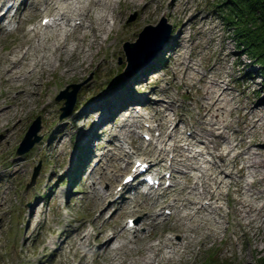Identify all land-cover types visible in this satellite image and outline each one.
<instances>
[{"label": "rangeland", "instance_id": "1", "mask_svg": "<svg viewBox=\"0 0 264 264\" xmlns=\"http://www.w3.org/2000/svg\"><path fill=\"white\" fill-rule=\"evenodd\" d=\"M154 1L144 0L128 5L122 1L118 6V31H114V34H123L128 29L130 33H136L134 37L121 39L112 33L99 49H92V56L87 57L86 66L69 77L62 75L63 70L72 64L75 57L62 53L58 62L59 55L55 56V64L60 63L61 66L52 72L47 71L42 76V85L37 87V94L26 98L28 104L24 108L23 119L19 118L22 105L13 108L7 115L6 128H0V264H109L106 258L93 252L86 257V263H79L75 247L80 240L74 235V229L80 227L83 232L89 231L95 246L96 230L107 224L108 234L120 230L131 216L126 211L133 210L135 204L139 205L147 200L142 195L132 196L134 201L123 209H119L120 204L115 207L106 206L107 202L98 205L94 187L98 184L99 187L108 189L116 170L137 157L152 162L155 154L154 149L151 150V139L147 140L142 134L148 131V125L154 126L159 120L155 110L150 111L146 106L142 113L145 116L153 115L155 122L152 121V124L148 118L136 115L133 109L125 111L120 105L127 104V101H142L151 106H155L156 102L173 104L177 114L185 119L187 132L196 136L198 146L202 141H207L212 149L216 142L198 119L200 109L196 101L204 82L199 80L197 74L207 73L212 76L210 70L214 67L217 74L229 83V87H234L231 90L235 96L231 104L233 107L236 106L237 99L249 108L264 103V76L258 67L250 64V59L244 55L243 50L236 47L231 30L223 24L221 16L211 5L217 0H175L174 5H169L170 0H159L158 5ZM147 2L148 11L145 10ZM35 11L36 7L31 6L14 18L12 31H0V49L3 53L12 47L13 39L20 35L16 31L18 25L23 24L28 28L41 23L44 13L37 14ZM147 15H150V19L146 20ZM194 15H197L196 23L192 28L189 19ZM131 16L135 18L129 21ZM162 18L170 26L169 41L163 48L172 46L179 29L185 25V39L178 41V45H181L182 56L191 55L192 69L185 71L189 74L187 84L182 83L179 56L177 53H170V50L164 51L163 48L136 74L127 78L123 75L126 65L124 43L135 42L145 26H155ZM202 19L207 21L202 23ZM152 72L160 79L152 77ZM175 72L178 73L177 77ZM44 80L49 81L43 83ZM70 84L82 85L77 90L71 114L61 118L64 100L57 101L56 97ZM222 85L226 88V84ZM259 89L261 90L258 91ZM2 90L5 88L0 85V93ZM17 94L18 92H12L8 97L1 96L0 102L8 103ZM262 110L264 112V107ZM104 114L109 117L102 118ZM238 115L235 110L224 113V119L233 124L226 135L234 143L240 142L244 136L239 132ZM38 117L41 120L40 129L32 137V140L38 137V142L24 154L18 155L16 150L20 142ZM127 123L130 127L123 128V124ZM181 124L180 128H184V123ZM11 127H15L14 134L7 139L5 132ZM116 134L117 138L124 141L122 152L113 148L114 143H118L114 137ZM159 135V130L149 133L151 138H158ZM130 139L134 140L132 145L128 143ZM245 139L247 142L250 139L256 140L258 144L253 149L262 151L264 160V123L257 133L250 134ZM84 150L89 152L84 164L86 167L80 168L81 171L74 180L83 189L73 193L76 186L74 184L72 187L74 171ZM104 152L113 154L114 161L110 162L103 156L102 160L92 162L98 160L94 153L99 155ZM164 164L167 165L168 162L164 161L159 165L163 167ZM241 165L242 163L234 168L235 173ZM94 166L95 169H91ZM36 168H39L38 175L32 180ZM131 168L132 165L128 164V170L119 173V178L112 183V187L115 186L118 190L123 176ZM174 169L175 172L182 170L179 165H174ZM259 171L264 177V162ZM247 172L245 182H250L252 177ZM102 174L106 175L100 179ZM176 181L182 182V179L178 178ZM235 189L233 186L232 192ZM251 189L254 192L263 191L254 204L262 207L258 223L261 234H264V182L254 184ZM223 191L224 194L227 193L226 188ZM128 195L131 197L130 192ZM236 195L234 192L232 196ZM166 197L171 198L170 195ZM70 204L80 208L84 215L77 217L74 209L67 208ZM222 205L230 215L229 218H220L219 236L208 240L205 246L200 243V238H195L196 254L189 257L186 264H208L205 263L208 261L209 264H243L245 261L247 264H259V260L264 259V242L258 237L244 235V230L238 228L231 213L232 201L223 200ZM103 208L106 210L97 220ZM154 210L164 212V208L157 206ZM112 212L114 214L107 219ZM141 218L140 215L133 217L140 226ZM165 218H158L160 224L150 228L149 234L155 237L161 234L171 235L164 225ZM170 223L172 222H168ZM174 237L176 241L181 239L179 234Z\"/></svg>", "mask_w": 264, "mask_h": 264}, {"label": "bare ground", "instance_id": "2", "mask_svg": "<svg viewBox=\"0 0 264 264\" xmlns=\"http://www.w3.org/2000/svg\"><path fill=\"white\" fill-rule=\"evenodd\" d=\"M1 1L7 6L9 0ZM122 1L128 5L144 0H21L17 2L15 0L19 9L23 5L24 9L34 6L37 10L35 13H46L43 17L49 18V22L46 25L40 23L28 28L23 24L18 25L17 31L20 35L13 39L12 47L4 53L0 49V85L5 88L1 91L0 97H8L12 92H18L10 102L5 104L0 102V128H6L7 115L20 105L22 109L19 118L23 119V111L28 104L26 98L37 94V87L39 84L42 85V76L47 71L52 72L61 66L60 63L55 64L57 60L55 56L59 55L58 62L62 53L75 57L72 64L63 70L62 75L66 77L76 75L86 66L87 57L92 56V49H99L114 31H118L117 25L120 19L118 6ZM154 3L158 5L159 0H155ZM174 4L175 0H170L169 5ZM39 6L44 7V11L38 10ZM145 6V10L148 11V2ZM11 8L8 7L0 12V31L9 30V25L13 22L14 16L11 18L8 16ZM196 16L189 19L192 28L196 23ZM145 19H150V15ZM203 19L200 22L207 21ZM184 28L185 25L179 29L172 46L170 45L171 48L170 46L162 48L164 51L166 49L170 50V53H177L180 59L178 63L182 65V83L187 84L189 74L185 71L192 69L191 55L182 56L181 45H178V41L185 39ZM135 35L136 33H130L128 29L123 34L117 32L114 34L116 38L121 39L132 38ZM214 69L213 67L210 70L212 76L207 73L197 74L204 85L196 101L200 109L198 119L216 142L212 149L207 141H202L198 146L196 136L187 134L185 119L177 114L172 107L173 104L164 105L156 102L155 106H151L146 103L150 109L155 110L159 119L158 128L161 130L160 138L157 139L160 146L155 144L153 146L154 159L160 164L166 160L168 153L172 152L173 164L184 169L174 172V177L181 178L182 182L173 183L161 194L148 193L147 200L127 213L142 216L141 226L150 231V228L160 224L158 218L162 214L154 210V207L172 209V213L164 222L172 234H161L157 237L149 233L139 235L136 225L131 230L127 227V223L120 230L108 234L107 224L106 227L96 230L97 245L94 246L89 231L83 232L80 227L75 228L74 235L80 240L75 247L79 263H86V257L93 252L99 257L106 258L109 264H176L177 262L186 264L189 257L196 254L195 238H200V243L205 246L208 240H214L219 236L220 218L223 216L229 218L230 215L224 211L223 200L233 202L231 213L238 228L244 230V235L258 237L264 242V234H261L258 223L262 207L254 204L263 191L254 192L251 189L254 184L264 182V177L259 171V168L263 167V153L253 149L258 144L256 140L250 139L247 142L245 139L248 135L257 133L260 125L264 123L262 110L264 103L249 108L237 99L238 102H235L236 106L233 107L231 104L235 96L232 95L231 90L234 87H229V83H226ZM150 75L157 76L153 72ZM177 75L178 73L175 72L176 77ZM157 79L160 78L157 76ZM48 81L44 80L43 83ZM222 84H226V88ZM233 110L239 114V132L244 134L237 143L226 135L233 124L224 119V113H232ZM105 117L109 116L104 114L102 118ZM181 122L184 123V128H180ZM129 127V123L123 124V128ZM14 130L15 127L8 128L5 137L11 138ZM130 143L133 144L134 140L132 139ZM115 149L123 150L120 146ZM104 155L110 162L114 161L113 154L104 153ZM208 155L218 161L208 160ZM240 163L242 165L235 173L234 168ZM125 169L127 166L116 170L107 190L94 187L96 204L100 205L107 199L110 200V205L120 204L122 208L129 204L126 200L127 195L123 192H115L112 187V183L118 180L119 173ZM246 172L252 177L250 182H245ZM105 175H100V179ZM233 186L236 189L232 192ZM223 188L227 189L226 194ZM234 192L237 194L235 197L232 196ZM166 194H170L171 198H166ZM102 215L103 211L97 220ZM170 221L172 223L168 224ZM95 223L96 221L94 225ZM130 234L132 237H129ZM177 234L181 236L178 241L174 237ZM247 263L245 261L243 264Z\"/></svg>", "mask_w": 264, "mask_h": 264}, {"label": "trees", "instance_id": "3", "mask_svg": "<svg viewBox=\"0 0 264 264\" xmlns=\"http://www.w3.org/2000/svg\"><path fill=\"white\" fill-rule=\"evenodd\" d=\"M211 5L231 30L236 47L243 50L264 76V0H217ZM259 261L264 264V259Z\"/></svg>", "mask_w": 264, "mask_h": 264}, {"label": "water", "instance_id": "4", "mask_svg": "<svg viewBox=\"0 0 264 264\" xmlns=\"http://www.w3.org/2000/svg\"><path fill=\"white\" fill-rule=\"evenodd\" d=\"M135 16H131L129 21L133 20ZM170 34V26L166 22L165 18H162L157 25H147L139 33L135 42H126L123 45V50L126 56V66L124 69V75L127 77L132 76L138 72L142 67L146 66L156 53L162 48V46L168 42ZM121 61V60H120ZM82 84H70L64 91L56 97L57 101L66 99L64 107H62V117L68 116L74 106L75 96L77 90ZM73 90L69 92V89ZM40 129V118H37L29 127L23 141L17 149L18 154H23L28 151L39 138L36 137L32 140V137L36 135ZM38 174V169L33 175V180Z\"/></svg>", "mask_w": 264, "mask_h": 264}]
</instances>
